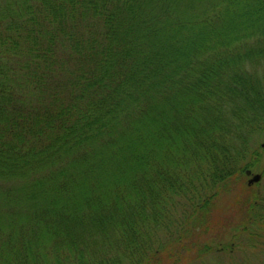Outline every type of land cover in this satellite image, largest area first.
Wrapping results in <instances>:
<instances>
[{"label":"trees","instance_id":"trees-1","mask_svg":"<svg viewBox=\"0 0 264 264\" xmlns=\"http://www.w3.org/2000/svg\"><path fill=\"white\" fill-rule=\"evenodd\" d=\"M0 264H264V0H0Z\"/></svg>","mask_w":264,"mask_h":264},{"label":"water","instance_id":"water-1","mask_svg":"<svg viewBox=\"0 0 264 264\" xmlns=\"http://www.w3.org/2000/svg\"><path fill=\"white\" fill-rule=\"evenodd\" d=\"M247 175L248 176H252L251 177V179H250V181H249V185H253V184H255V183H259L260 182V180H261V175H252V172L251 171H248L247 172Z\"/></svg>","mask_w":264,"mask_h":264},{"label":"rangeland","instance_id":"rangeland-1","mask_svg":"<svg viewBox=\"0 0 264 264\" xmlns=\"http://www.w3.org/2000/svg\"><path fill=\"white\" fill-rule=\"evenodd\" d=\"M223 209V208H222ZM234 214V213H233ZM234 217H235V219H234V224L236 225V223H238L239 221H240V219H241V217H239L237 214L236 215H234ZM237 232V231H236ZM235 232V233H236ZM229 242V241H228ZM230 243V242H229Z\"/></svg>","mask_w":264,"mask_h":264}]
</instances>
